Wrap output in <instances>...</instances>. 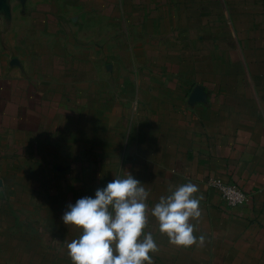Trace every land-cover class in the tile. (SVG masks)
Here are the masks:
<instances>
[{
  "label": "crops",
  "instance_id": "obj_1",
  "mask_svg": "<svg viewBox=\"0 0 264 264\" xmlns=\"http://www.w3.org/2000/svg\"><path fill=\"white\" fill-rule=\"evenodd\" d=\"M103 1L106 11L97 8ZM142 1L93 0L85 8L96 14L90 27L104 18L123 33L132 15L141 17L134 26L143 35L135 46L139 68L132 79L119 68V79L117 55L86 60L84 53H72L95 47L99 55L102 46L78 36L77 15L62 17L51 2L0 0V240L7 222H17L12 211L29 208L33 198L43 200L50 187L59 190L45 180L48 156L74 144L99 146L107 155L114 151L112 130L127 122L129 109L117 111L122 117L112 122L103 119L121 100L125 107L134 103L132 123L122 134L123 176L131 172L150 193L145 231L158 244L153 264H264V0H166V22L159 21L164 13L158 2ZM101 65L107 91L99 88ZM88 85L91 89L84 88ZM100 133L104 144L94 141ZM79 155L69 166L80 187L85 166L116 161L115 155L95 160ZM55 170L63 171L58 165ZM211 178L239 186L246 202L229 209L208 185ZM189 181L202 197V214L191 221L194 234L205 241L185 247L158 232L150 209L169 188ZM101 183L91 176L90 190L78 196L94 195ZM6 240L12 254L23 250L31 256L40 248L53 264H72L69 256L46 254L47 232Z\"/></svg>",
  "mask_w": 264,
  "mask_h": 264
},
{
  "label": "rangeland",
  "instance_id": "obj_2",
  "mask_svg": "<svg viewBox=\"0 0 264 264\" xmlns=\"http://www.w3.org/2000/svg\"><path fill=\"white\" fill-rule=\"evenodd\" d=\"M40 2H44L45 4L52 3V5H55L59 7V11L62 13V17H67L77 15L78 21L77 25L74 26V29H76L78 36H82L84 39V43L91 44L90 42H94L95 39H97V42L99 45V55L96 53V50L94 48H86V50H79L76 49L72 51L74 55H79L80 53H84L83 56L86 60H93L96 56L99 58H105L106 56L109 58L112 57V55H117L116 58L120 59L118 61V70L120 75V69L122 72L126 74V76L130 77L132 79L133 72L135 68H139V65L137 64V57H140L138 55V50L135 49V46L138 45V43L142 42L143 35L136 33V24H138L139 19L141 18L138 15H132L133 18L131 19L130 25L127 26L125 29L126 33H123L121 29L115 31L109 24V22L106 21V19H102L98 22L97 26H91V23L95 22V20H91V17H95L96 14L88 12L85 8H87V4L92 3L93 0L87 1L88 3L81 4L79 0H39ZM78 2V4H77ZM142 2H145L144 0ZM148 2V0H147ZM146 2V3H147ZM155 2H158L157 8L163 9L161 10L162 14L164 13V16H161L159 18V21H168L167 12L165 11L167 7L164 6V2L166 0H153L150 2V4H153ZM77 4V5H76ZM97 8H103L104 11H106L107 7L105 4V1L98 2ZM94 8L96 7V3H93ZM163 6V8H162ZM64 8V11L62 9ZM78 8V9H76ZM93 10H96L94 9ZM66 9V10H65ZM165 9V10H164ZM156 20V19H155ZM117 26V25H116ZM73 27V26H72ZM119 28V26H117ZM116 28V27H115ZM169 36L172 34L171 31H168L167 33ZM89 36V37H87ZM90 38V42H89ZM53 43V40H51ZM131 49L133 51H131ZM202 51V50H201ZM133 52V54H132ZM166 50H164L163 55H165ZM200 53V52H199ZM216 57L220 56V54H215ZM98 58V59H99ZM117 67V66H116ZM99 77H100V90L107 91V76L106 72L103 70V65L99 66ZM132 74V75H131ZM125 76V77H126ZM123 78L121 75L119 76V79ZM129 79V78H128ZM127 80V79H126ZM128 81V80H127ZM131 81V80H130ZM94 83V82H93ZM92 83V84H93ZM110 84V82H109ZM87 89H91V86L88 85L87 87H84ZM90 100V99H89ZM119 103L115 104L114 108L111 109L110 115L106 116L107 119H103L106 123L112 122L113 117L117 119L118 117L121 118L122 114L118 113L117 111H124L129 109L130 114L126 117V123H123L122 128L119 130H112L115 132V149L112 153L109 152L107 155L106 152L100 148L99 146L92 148L91 145H83L79 146L77 144H74L71 149H62L60 152L56 151L54 152V148L50 147L48 148L49 151L54 152L53 155L48 156V159L51 160V168L46 171L45 180L48 182V184L53 183L57 184L59 187L58 191L54 187L49 188L48 195H45V198L42 200V198H33L31 201V205H29V208L22 209L21 210H14L12 211V214L14 217L17 218V222L9 221L7 222V226L3 227V233H2V240H0V264H42V260H47L46 264H53L55 261L54 259H48L43 257V253L41 252L40 248L35 249L33 251V254L29 256V253L23 252V250L15 251L14 254L11 253L10 244L7 242V237L12 236L14 234H26L31 236V234L36 235V237H40L42 232H47L48 236L51 238V241L49 244L44 246L46 254L54 255L53 258L56 259L57 255L59 257L64 258V260L68 259V253L65 252L66 245L68 242H70L72 239L76 238L77 236L74 235V231H77L76 228L72 226H66L63 222H60L57 216L59 213L64 212L67 207L63 206V201H66L67 199L70 201H75L80 198L78 195L81 193H77L79 191H85L83 189H86V191H89V185H91V176L93 178L96 177L97 180H102V183L100 184L101 187L106 185V183L113 179V177L120 176L123 177V165L122 161L120 160V157L123 156L122 151L125 147L127 150V146H124L125 137L122 135L123 130L127 132V127L129 124L132 123V118L134 117V103L131 104L130 107L126 105L124 106L123 102L121 100H118ZM104 103H102L100 106H103ZM124 106V107H123ZM113 111H116L115 115L112 116ZM126 116V115H125ZM75 120L76 118H72ZM67 123L70 126H75L76 122L69 119ZM112 124V123H110ZM74 133V132H72ZM98 142L99 144L106 143V140L102 133L99 134L98 138L94 140ZM80 151H82L85 158L95 160L102 157H116V161L112 162L111 165H108L107 161H103V164L99 163L98 167H84L86 170L79 175L78 181L82 179L84 182L83 186L80 187L79 184H76L75 173L72 172L71 167L69 164L73 161H71L73 158L77 157L79 155ZM55 154H57L55 156ZM80 156V155H79ZM89 161V160H87ZM86 164V163H85ZM59 166L63 171L57 172L55 170V166ZM18 181H21L19 178H17ZM209 180V179H208ZM207 180V183H209ZM224 182V181H223ZM35 183V182H34ZM209 185V184H208ZM210 186V185H209ZM93 190V187H92ZM91 190V191H92ZM214 190V189H213ZM215 191V190H214ZM218 194V193H217ZM86 196H90L86 195ZM41 199V200H40ZM221 199V198H220ZM11 200L13 203H16V200L14 198V195L11 196ZM20 207L23 206V202H19ZM63 214V213H62ZM57 218L58 220H55L52 217ZM49 218L52 219V224H49ZM50 219V220H51ZM73 235V236H72ZM39 243L43 245V240L39 239ZM64 250V251H63ZM28 254V255H27Z\"/></svg>",
  "mask_w": 264,
  "mask_h": 264
},
{
  "label": "clouds",
  "instance_id": "obj_3",
  "mask_svg": "<svg viewBox=\"0 0 264 264\" xmlns=\"http://www.w3.org/2000/svg\"><path fill=\"white\" fill-rule=\"evenodd\" d=\"M192 182L171 187L150 209L158 232L178 246L202 245L204 235L194 234L191 222L201 216L202 197ZM149 191L131 172L116 176L94 195L82 196L67 205L62 214L66 226L79 235L67 243L72 264H153L158 244L151 231H145Z\"/></svg>",
  "mask_w": 264,
  "mask_h": 264
},
{
  "label": "built area",
  "instance_id": "obj_4",
  "mask_svg": "<svg viewBox=\"0 0 264 264\" xmlns=\"http://www.w3.org/2000/svg\"><path fill=\"white\" fill-rule=\"evenodd\" d=\"M208 182L229 209H235L246 202V194L239 186L225 183L219 178H211Z\"/></svg>",
  "mask_w": 264,
  "mask_h": 264
}]
</instances>
